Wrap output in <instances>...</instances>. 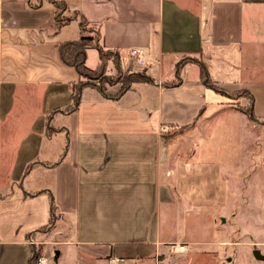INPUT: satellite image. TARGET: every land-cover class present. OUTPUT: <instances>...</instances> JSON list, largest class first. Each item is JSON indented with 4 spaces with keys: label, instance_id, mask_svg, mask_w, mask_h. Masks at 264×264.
<instances>
[{
    "label": "crops",
    "instance_id": "obj_1",
    "mask_svg": "<svg viewBox=\"0 0 264 264\" xmlns=\"http://www.w3.org/2000/svg\"><path fill=\"white\" fill-rule=\"evenodd\" d=\"M63 1L98 26L124 67L147 71L155 62L158 78L148 73L153 82L132 83L114 98L84 88L73 111L53 114L59 128L48 137L50 113L72 103L80 79L61 60L59 42L77 39L67 34L80 25L73 19L56 31L50 0L37 7L0 0V264H30V234L50 223L49 192L60 215L76 223L62 241L63 264H195L168 255L209 243L174 230L176 214L229 203L228 182L219 159L195 155L172 167L163 131L203 120L218 134L227 125L230 135L264 140V0ZM181 56L201 59L225 90L247 91L253 116L208 87L196 62L178 76ZM260 211L264 222V195ZM254 249L247 259L264 264Z\"/></svg>",
    "mask_w": 264,
    "mask_h": 264
},
{
    "label": "rangeland",
    "instance_id": "obj_2",
    "mask_svg": "<svg viewBox=\"0 0 264 264\" xmlns=\"http://www.w3.org/2000/svg\"><path fill=\"white\" fill-rule=\"evenodd\" d=\"M36 1L32 0L33 3H36ZM66 6L67 10L63 12V15L71 16L72 18L77 15L75 19L79 23L78 11L70 9L68 4ZM86 26L93 28L94 30L92 32L96 36L95 30H97L98 26L89 22L86 23ZM67 35L79 38L80 30L77 29V23H72L70 33ZM88 51L87 64L94 68L98 64V51L96 48H90ZM110 52L106 53L107 59H115V54ZM184 58L187 57L181 56L179 62H185L187 59ZM158 66L155 62L151 63L146 71L138 69L137 67L127 68L121 63V67L118 69L116 63L110 60L105 70H98L97 72L91 73L88 78L85 77L83 80L93 85L95 84L98 87L105 88L106 92L103 93L105 96H120L126 92L129 72H134L133 78L138 80H145L148 73L154 78H158ZM164 70H171L165 62ZM166 77H168L167 73L164 78ZM140 83L144 82H136L135 84ZM97 90L99 91V89ZM233 99L236 108L250 115L248 110L250 96L247 92L238 91ZM243 108H246V110ZM52 124L56 131L59 127L54 123ZM226 127L228 128L226 125L222 131L226 133L218 134L215 132L217 128L215 125L208 124L207 121L198 120L188 131H182L180 128L172 127L163 131L166 134L164 148L169 153L167 162L172 167H175L178 162L189 160L195 155L199 158L209 157L219 159L222 162L223 177H226L229 188V203L227 204L208 206V208L203 207L202 211L196 213L187 211L176 214L177 222L174 225V230L194 234L193 237L196 239L209 243H205L204 245L192 244L193 249L190 247L183 251L184 253L182 254H185V257H180V252L171 253L170 251L168 255L172 261H194L195 264H214L216 261L219 264H252L247 259L251 256V251L254 248L260 247L264 249V245L262 244L264 237L261 235L256 236L257 232H261V234L264 232V222L260 216V200L264 195V189L262 187L264 170L260 175L257 172L258 164L255 166V161H259L261 170L264 167V163L262 162L264 140L261 143L257 140L245 141V137L241 133L242 130L236 131L234 135H230ZM249 135L248 132L247 139H249ZM248 151H254L256 157H253L251 153L247 156ZM172 180H174V177H172ZM170 223H174V219ZM163 224L164 226L167 225L166 221ZM75 227V222L65 220L57 212L51 224L33 233L30 236V241L38 252L35 264H41V260L43 261L42 264H63L64 260L59 259L60 248L63 245L62 241L66 237L67 230L74 232ZM166 228H169V226ZM60 231H62L61 234L58 233ZM248 232H252L253 235L248 234ZM214 239L221 241V245L218 248L212 247L213 245L210 244ZM229 241L234 242L233 244L236 245L228 244ZM244 244H248V247L243 252L240 246ZM56 250H59L58 256Z\"/></svg>",
    "mask_w": 264,
    "mask_h": 264
},
{
    "label": "trees",
    "instance_id": "obj_3",
    "mask_svg": "<svg viewBox=\"0 0 264 264\" xmlns=\"http://www.w3.org/2000/svg\"><path fill=\"white\" fill-rule=\"evenodd\" d=\"M30 3L33 7H37V6H41L43 3V0H37L36 3L31 2ZM50 3L52 4V6L54 7V13H55V18H56V31L58 29H60L62 26L70 23L73 19L77 18V15L74 16L73 18L71 16H64L63 12L67 10V6L65 1L63 0H50ZM79 16V24H80V36L77 39H70V40H64V41H60L59 42V54H60V58L61 60L69 65L74 67L79 75H80V79L77 83H75L72 87V103L67 106L66 108L62 109V110H55L54 112H51L48 119H47V127H46V134L48 137L52 136V134L54 133L55 129L53 128V124H52V117L53 114L58 112V111H62V112H71L73 111L78 104L80 103L81 100V94H82V90L86 87H94L99 89L100 92L104 93L106 92L105 88L102 87H98L97 85H93L92 83L89 82H85L83 80V78H88L90 76L91 73L97 72L98 70H105L107 68V64L108 61L112 60L113 62L116 63L118 69H120L121 67V60H120V56L119 53L115 50H110L107 49L102 41H101V32L99 30V28H97V30H95L96 36L93 34V28L91 27H87L86 23H88V19L85 17L84 14H81L80 12L77 13ZM90 23V22H89ZM90 48H96L98 51V55H99V64L96 68H92L87 64V59H88V50ZM111 51L110 53H114L115 54V59L110 58L107 59V52ZM187 58L185 62H179L178 64V76L180 74V70L181 68L189 62H196L199 67H200V72H201V78L204 80V83L208 86L213 88L214 90H216L219 93L222 94H226L228 96L234 97L235 94L238 92H231V91H227L224 88H222L221 86H219L216 82H214L211 77L209 76V73L206 69V66L204 65V63L202 62L201 59L196 58V57H191V56H184ZM134 72H129V77H128V86L126 87L127 91L130 87L132 83H136V82H144V83H151L153 82V78L150 77L149 75H147V78L145 80H138V79H134ZM179 81L175 82L176 84ZM174 82H169L168 85H176ZM240 91H244L247 92L245 90H240ZM248 93V92H247ZM249 94V93H248ZM250 96V95H249ZM106 97H110V98H114V97H118V96H106ZM253 101H252V96L250 99V104L248 107L249 110V114L251 116H253ZM244 110H246V108H243ZM49 196H50V211H51V219H50V223L51 224L56 215H57V205L55 203V199L53 196L52 192H49ZM41 229H44L41 228ZM40 229V230H41ZM38 230V231H40ZM32 235V233L30 234V236ZM38 256V252L35 248V246H32V256L30 259V264H35V259Z\"/></svg>",
    "mask_w": 264,
    "mask_h": 264
},
{
    "label": "water",
    "instance_id": "obj_4",
    "mask_svg": "<svg viewBox=\"0 0 264 264\" xmlns=\"http://www.w3.org/2000/svg\"><path fill=\"white\" fill-rule=\"evenodd\" d=\"M56 254H57V256L59 255V250H56ZM253 254H254L255 258H257L259 260H264V254H262L260 249H258V248L254 249Z\"/></svg>",
    "mask_w": 264,
    "mask_h": 264
},
{
    "label": "built area",
    "instance_id": "obj_5",
    "mask_svg": "<svg viewBox=\"0 0 264 264\" xmlns=\"http://www.w3.org/2000/svg\"><path fill=\"white\" fill-rule=\"evenodd\" d=\"M133 53H137V51L134 50ZM178 249H179V250H184V249H185V244H179V245H178ZM40 262H41V264L43 263L42 260H41Z\"/></svg>",
    "mask_w": 264,
    "mask_h": 264
}]
</instances>
